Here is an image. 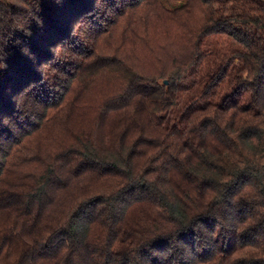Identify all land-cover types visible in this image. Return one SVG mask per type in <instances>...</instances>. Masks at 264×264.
Listing matches in <instances>:
<instances>
[{
	"label": "trees",
	"instance_id": "obj_1",
	"mask_svg": "<svg viewBox=\"0 0 264 264\" xmlns=\"http://www.w3.org/2000/svg\"><path fill=\"white\" fill-rule=\"evenodd\" d=\"M149 1L0 0V184L103 62L101 35ZM189 2L201 8L182 12L176 57L151 72L104 61L126 85L105 108L125 112L121 139L60 152L14 196L0 188L11 264H264V1Z\"/></svg>",
	"mask_w": 264,
	"mask_h": 264
},
{
	"label": "rangeland",
	"instance_id": "obj_2",
	"mask_svg": "<svg viewBox=\"0 0 264 264\" xmlns=\"http://www.w3.org/2000/svg\"><path fill=\"white\" fill-rule=\"evenodd\" d=\"M200 8L198 3L193 4L189 0H150L142 10L127 12L116 28H110L106 31L108 33L101 35L91 53L93 55L94 52L96 58L103 62L95 60L97 67L86 66L79 81H74L62 108L53 110L36 136L27 139L26 144L14 151L6 168V179L3 178L0 184L1 191L10 186L7 189L14 196L18 189L13 187L15 184L21 186L22 177L44 173L47 166L66 149L79 147L87 141H107L110 134L117 140L121 139L123 123L127 122L125 112L113 113L105 108H109L123 93L126 85L114 72L115 67L104 61L106 58L119 60L129 67L133 64L138 72L153 71L157 63L173 59L184 50L186 46L181 47V41L185 35L180 29L185 15L182 12H192V18H196ZM80 26L77 25L76 29ZM98 187L95 184L91 189L94 191ZM108 189L106 192L110 191ZM12 220L13 216L0 215V237ZM19 253L20 249L7 252L3 246L0 264H11L10 260L14 262Z\"/></svg>",
	"mask_w": 264,
	"mask_h": 264
}]
</instances>
